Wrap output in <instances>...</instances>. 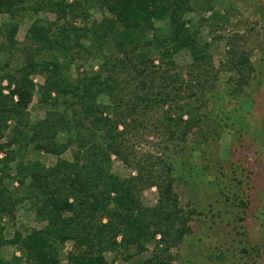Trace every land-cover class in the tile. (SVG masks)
Instances as JSON below:
<instances>
[{
  "label": "trees",
  "instance_id": "obj_1",
  "mask_svg": "<svg viewBox=\"0 0 264 264\" xmlns=\"http://www.w3.org/2000/svg\"><path fill=\"white\" fill-rule=\"evenodd\" d=\"M192 3L0 0V17L9 18L0 24V139L12 121L9 148L23 144L58 158L48 167L26 159L27 153L19 149L9 150L1 161L8 167L18 159L11 183L25 189L27 200L35 199L46 225L26 234L16 231L10 238L0 225V264H114L106 252L135 249L143 255L151 245L153 255L144 264H173L172 250L190 235L193 218L176 191V165L166 156L136 160L119 128H137L149 113L167 107L162 125L174 144L186 142L203 122L200 110L208 101L211 57L208 45L185 19L194 10ZM90 4L108 9L111 17L89 22ZM28 12H50L56 21L36 20L19 43L17 20ZM78 20L84 25L76 26ZM184 51L192 59L188 78L177 72L175 61ZM18 55L22 60L12 70ZM82 56L98 60L99 70L74 78L71 65ZM226 67L237 73L240 82L234 92L241 93L253 72L249 57H231ZM35 75L44 79L38 92ZM36 94L48 110L44 119L32 123L28 110ZM69 151L72 160L62 159ZM113 156L136 174L122 178L114 173ZM151 188L159 193L158 203L144 207L141 194ZM24 200L0 177V218H15ZM70 240L76 247L64 262L61 250ZM6 246H15L21 256L4 259Z\"/></svg>",
  "mask_w": 264,
  "mask_h": 264
},
{
  "label": "rangeland",
  "instance_id": "obj_2",
  "mask_svg": "<svg viewBox=\"0 0 264 264\" xmlns=\"http://www.w3.org/2000/svg\"><path fill=\"white\" fill-rule=\"evenodd\" d=\"M192 5L194 10L185 19L190 20L189 25L199 32L202 44L208 45L211 57L208 101L200 110L203 122L186 142L177 140L174 144L168 129L162 125L167 107L149 113L137 128L124 130L120 126L119 129L124 131L123 137L136 160L166 156L171 157L176 165L179 177L176 191L181 206L191 212L193 218L190 235L172 250L173 264H264V0H193ZM90 7L89 22H101L111 17L106 8L91 4ZM36 20L51 24L56 21V16L50 12L24 13L17 20L19 43L24 42L27 30ZM8 21L6 15L0 17V24ZM75 25L80 27L84 23L78 20ZM157 25L164 27L162 23ZM242 53L249 57L253 72L244 90L235 93L240 79L226 65L231 57ZM18 56L20 59L11 63L12 70L22 60V56ZM3 59L1 55L0 62ZM191 60L186 51L175 57L177 72L184 78H188ZM155 65H159L158 58ZM99 67L98 60L82 56L71 65V74L77 78L97 72ZM32 79L36 91H40L43 77L35 75ZM7 85L5 81L3 86ZM8 93L5 88V94ZM39 98L36 94L28 110L32 123L47 115L48 108ZM100 101L109 103L107 98ZM115 117L111 115L112 119ZM187 119L185 116L184 120ZM13 127L11 121L0 139V146H4L0 152V177L6 180L15 197L26 200L17 206L15 218H0V225L8 238L16 231L26 234L33 229H42L46 223L35 199L27 200L25 189L20 188L18 182L11 183L10 177H15L18 159L4 167L1 161L6 153L20 149L27 153L26 159L48 167L58 160L46 152L35 153L23 144L9 148ZM61 158L72 160V152ZM112 159V171L120 177L136 174L134 168L114 156ZM158 199L157 189L151 188L142 192L140 201L144 207H154ZM75 247L72 240L63 245L61 255L64 262ZM153 250L154 245H151L143 255H137L132 249L129 252H106L104 256L114 264H144L153 255ZM14 255L21 256L15 246L3 248L4 259L10 260Z\"/></svg>",
  "mask_w": 264,
  "mask_h": 264
}]
</instances>
